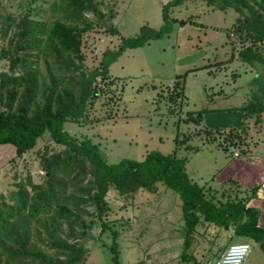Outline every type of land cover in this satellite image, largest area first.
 Here are the masks:
<instances>
[{
  "label": "rangeland",
  "instance_id": "374dc122",
  "mask_svg": "<svg viewBox=\"0 0 264 264\" xmlns=\"http://www.w3.org/2000/svg\"><path fill=\"white\" fill-rule=\"evenodd\" d=\"M167 1L96 0L105 17L98 22L96 14H84L92 26L82 33V58L74 59V72L63 71L55 77L71 79L77 76L78 69L88 73L99 66L105 49L117 48L120 36H135L142 25L160 28L162 5ZM6 14L15 18V22L24 14L31 20L46 23L58 17L66 19L57 11V0H0V33ZM170 15L174 21L169 33L150 39L140 47L126 49L109 66L110 82L103 84V91L95 97L87 121L64 124V129L76 138L88 137L96 143L108 163H117L122 158L142 160L152 150L171 153L178 118L185 117L188 111L206 107L233 110L245 102L254 89L249 82L260 72L257 65L237 57V51L249 42L241 44L236 35L231 34L237 16L233 8L213 9L201 0H189L172 8ZM107 24H112L118 33H110ZM79 26L82 27V23ZM16 28L13 25L6 36L0 34V52L14 48L11 40ZM36 59L38 79L48 82L54 61L47 58L46 62L41 54ZM8 64L7 57L0 55V72L7 71ZM204 65L209 67L202 68ZM185 72L186 99L178 107L167 99V93L175 76ZM254 119L244 121V143L237 145L225 141L228 128L208 135L202 125L181 122L179 128L187 136V142L178 148L177 156L185 159L184 168L189 177L204 185L209 193H220L229 186L218 184L212 177L224 173L234 159L264 163V112L259 122ZM43 145L48 146L49 155L64 148L53 143L48 133L19 157L15 156L13 145L0 144V202L11 203V191L28 177L35 184L44 182L41 153H37ZM187 145L191 148H186ZM235 150L241 155L238 158L232 155ZM158 187L156 193L140 189L128 200L111 188L106 194L109 210L105 220L118 232L122 264H192L180 261L183 222L179 199L171 189L161 184ZM82 209L88 212L82 215L86 222L94 220L95 224L86 231V237L79 239L88 249L87 257L79 264H113L106 246L111 242V231H101L92 206L86 204ZM62 228L65 231L67 225L62 223ZM36 231L40 232L39 238ZM216 233L207 228L195 235L191 247L199 260L208 258L210 249L220 252V247L228 240L227 234ZM45 237L42 227L31 223L30 242L37 249L52 254L54 251L46 246ZM241 237L227 243L241 242ZM251 241L243 264H264V250L259 243ZM14 264L40 262L27 257Z\"/></svg>",
  "mask_w": 264,
  "mask_h": 264
},
{
  "label": "trees",
  "instance_id": "16d2710c",
  "mask_svg": "<svg viewBox=\"0 0 264 264\" xmlns=\"http://www.w3.org/2000/svg\"><path fill=\"white\" fill-rule=\"evenodd\" d=\"M186 1L189 0L165 2L160 28L142 25L135 36H120L116 49L102 52L98 67L88 73L78 69L77 76L71 79H58L55 75L63 71L74 72V59L82 58V33L92 26L84 14H96L98 22L105 17L96 0H57V11L66 19L58 17L47 23L31 20L26 14L17 22L10 15H4L0 34L6 36L13 25L18 28L11 40L14 48L0 52L9 62L8 70L0 72V144L13 145L15 156L19 157L33 149L48 133L53 143L64 148L50 155L47 145H43L42 150L38 149L45 172L44 182L35 184L28 177L11 191V203L0 202V264H14L27 257L38 260L40 264L82 263L88 249L79 239L86 237V231L95 224L94 220L86 222L82 217L83 213L88 214L82 209L86 204L93 207L101 231H111V242L106 245L111 262L122 264L118 232L105 220L109 210L106 194L111 188L122 199L128 200L134 198L140 189L156 193L160 184L171 189L179 199L183 222L181 262L206 264L219 257L228 247V240L237 236L250 238L264 250V227L258 223L259 210L249 205L251 199L258 196L259 186L242 190L235 179L228 177L220 184L229 187L220 193H209L204 185L189 177L184 168L185 159L177 156L178 148L187 142V136L179 128L181 122L202 125L205 133L211 135L224 129L207 128L203 114L230 109L206 107L186 112L185 117L177 120L173 151L163 154L152 150L142 160L122 158L117 163H108L99 146L90 138H76L64 129L66 122L87 121L95 97L103 91V84L110 82L109 66L126 49L140 47L150 39L169 33L174 21L171 9ZM201 1L213 9H234L237 16L231 34L236 35L241 44L249 42L237 51V57L245 63L257 65L260 72L249 82L254 89L247 100L233 109L242 113L241 129L228 127L224 137L229 144H242L244 121L255 118L257 123L264 112V0ZM106 29L110 33H118L112 24H107ZM39 54L46 62L47 58L54 61L52 72H48V82L38 79L36 57ZM205 67L209 66H202ZM186 76L187 72L176 75L168 89L167 99L178 107L186 99ZM181 135L185 137L180 139ZM241 192L244 194L239 195ZM31 223L42 227L46 246L54 253L37 249L30 242ZM62 223L67 225L65 231ZM207 228L211 233L227 234L228 240L220 247V252L210 249V256L202 261L191 246L200 229ZM36 235L39 238L40 232L36 231Z\"/></svg>",
  "mask_w": 264,
  "mask_h": 264
},
{
  "label": "crops",
  "instance_id": "0c3cea01",
  "mask_svg": "<svg viewBox=\"0 0 264 264\" xmlns=\"http://www.w3.org/2000/svg\"><path fill=\"white\" fill-rule=\"evenodd\" d=\"M239 154L240 153H238L235 158L241 156ZM232 155H234V151L232 152ZM228 177H234L242 190L243 188L249 190L254 185L259 186L257 193L258 196L251 199L249 205L258 208V223L261 227H264V163L260 161L254 162L253 160L245 162L234 159L231 165L227 166L224 173H218L215 175L214 181L220 184V182L225 181ZM239 194H242V192Z\"/></svg>",
  "mask_w": 264,
  "mask_h": 264
},
{
  "label": "water",
  "instance_id": "95a60500",
  "mask_svg": "<svg viewBox=\"0 0 264 264\" xmlns=\"http://www.w3.org/2000/svg\"><path fill=\"white\" fill-rule=\"evenodd\" d=\"M203 122L209 129H241L242 113L239 110L206 112L203 114ZM103 156L106 158L105 154Z\"/></svg>",
  "mask_w": 264,
  "mask_h": 264
},
{
  "label": "clouds",
  "instance_id": "9594fccd",
  "mask_svg": "<svg viewBox=\"0 0 264 264\" xmlns=\"http://www.w3.org/2000/svg\"><path fill=\"white\" fill-rule=\"evenodd\" d=\"M241 242L234 243L226 253L224 257L218 262V264H225V260L229 257L233 259V264H243L245 256L249 253L252 241L250 238L241 237Z\"/></svg>",
  "mask_w": 264,
  "mask_h": 264
},
{
  "label": "built area",
  "instance_id": "2783aa9c",
  "mask_svg": "<svg viewBox=\"0 0 264 264\" xmlns=\"http://www.w3.org/2000/svg\"><path fill=\"white\" fill-rule=\"evenodd\" d=\"M238 155V151H234V156ZM234 243H238V242H234ZM231 243L228 245V247L219 255V257H216L212 260H209L206 262V264H218V262L221 260L222 257H224L226 255V253L228 252L229 248L234 244ZM251 249V248H250ZM250 252V251H249ZM249 254V253H248ZM247 254V255H248ZM247 255L245 256V258L247 257ZM244 258V260H245ZM225 264H233V259L231 257H229L227 260H225Z\"/></svg>",
  "mask_w": 264,
  "mask_h": 264
}]
</instances>
